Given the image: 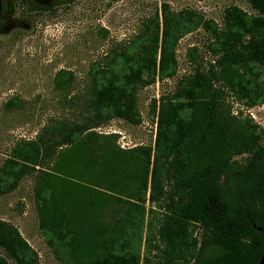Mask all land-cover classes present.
Returning a JSON list of instances; mask_svg holds the SVG:
<instances>
[{
	"label": "trees",
	"instance_id": "1",
	"mask_svg": "<svg viewBox=\"0 0 264 264\" xmlns=\"http://www.w3.org/2000/svg\"><path fill=\"white\" fill-rule=\"evenodd\" d=\"M72 1L0 0V30L17 8L50 11ZM245 1L253 14L230 4L222 11L220 25L195 10H174L161 1L123 47L88 67L79 94H65L74 80L71 70L55 71L53 87L68 102L80 101L76 117L50 119L33 138H20L10 147L0 162V196L31 175L38 229L61 264H148L134 247L141 235L145 201L165 216L157 227L165 242L160 264L258 263L264 252V129L253 134L257 125L252 119L230 115L233 122L251 130L225 155L204 164L197 161L192 141L198 116L206 110L211 113L217 98L232 95L247 107L264 102V0ZM197 28L209 37L211 63L205 70L197 66L179 77L157 111L153 105V141L138 147L142 166L134 196L138 203L129 201L125 216L112 213V223H97L88 200L91 189L74 181L83 159L89 169L95 163L93 152L87 153L88 160L79 155L84 146L81 138L112 118L137 124V88L155 77L173 76L177 40ZM207 92L210 96L203 108L198 104ZM24 104L12 96L3 107L21 110ZM241 154L242 158H234ZM62 161L65 179L54 173ZM95 178L104 182L105 173ZM114 182L104 184L110 190ZM152 209H146L147 215ZM148 225L150 221L147 244ZM0 251V264H37L35 250L16 227L1 219Z\"/></svg>",
	"mask_w": 264,
	"mask_h": 264
},
{
	"label": "rangeland",
	"instance_id": "2",
	"mask_svg": "<svg viewBox=\"0 0 264 264\" xmlns=\"http://www.w3.org/2000/svg\"><path fill=\"white\" fill-rule=\"evenodd\" d=\"M161 1H166L174 10L184 7L195 10L216 25H220L222 11L230 4L249 14L254 13L245 0H73L50 11L26 12L21 7L17 8L5 28L0 30V162L18 139L33 138L50 119L76 117L80 101L73 104L67 98L63 99L62 91L53 87L55 71L64 68L74 74L71 89L65 93L67 97L81 93L88 67L92 63H102L107 52L123 47L143 17L157 8ZM209 42L208 35L201 28L177 40L174 75L162 79L155 77L153 82L136 90L135 105L140 117L137 124L112 118L91 128L93 133L87 132L81 138L84 146L79 155L88 160L87 153L93 152L95 163L89 169L83 159L81 172L74 181L91 189L88 200L97 223H112V213L115 217L125 216L129 201L138 203L134 197L138 195V178L142 173L138 147L153 141L155 115L152 107L154 105L157 111L179 77L192 72L197 66L207 69L213 59ZM12 96L25 101L21 110L4 109L3 103ZM209 96L207 92L198 105L206 107ZM215 101L211 113L206 110V114L197 115L198 127L192 141L195 146L193 153L200 164L211 161L212 157L225 155L251 130L249 126L233 122L230 115L252 119L257 125L253 134L260 135L261 128L264 129V102L247 107L232 95ZM198 141H202L200 145ZM243 156L236 155L234 158ZM62 163L54 173L65 179ZM98 173H105L104 182L96 180ZM110 180L115 182L108 190L104 183ZM32 185L31 175L24 176L12 191L0 196V219L16 227L35 250L37 264H61L38 229ZM106 195L109 199L105 201L108 198ZM148 207L153 209L147 215ZM144 209L140 239L134 240V247L139 248L140 256L146 257L148 264H160L164 258L162 249L165 242L158 237L157 227L165 216L147 201L144 202ZM147 221H150L148 244ZM193 235L198 237V232L194 231Z\"/></svg>",
	"mask_w": 264,
	"mask_h": 264
},
{
	"label": "water",
	"instance_id": "3",
	"mask_svg": "<svg viewBox=\"0 0 264 264\" xmlns=\"http://www.w3.org/2000/svg\"><path fill=\"white\" fill-rule=\"evenodd\" d=\"M257 264H264V252L261 254Z\"/></svg>",
	"mask_w": 264,
	"mask_h": 264
},
{
	"label": "built area",
	"instance_id": "4",
	"mask_svg": "<svg viewBox=\"0 0 264 264\" xmlns=\"http://www.w3.org/2000/svg\"><path fill=\"white\" fill-rule=\"evenodd\" d=\"M253 109V107H251L249 110L251 111ZM250 116H252L253 117V114H251V112H250Z\"/></svg>",
	"mask_w": 264,
	"mask_h": 264
}]
</instances>
